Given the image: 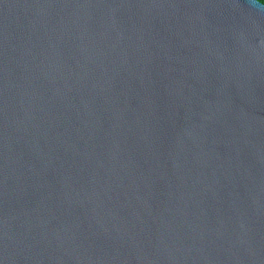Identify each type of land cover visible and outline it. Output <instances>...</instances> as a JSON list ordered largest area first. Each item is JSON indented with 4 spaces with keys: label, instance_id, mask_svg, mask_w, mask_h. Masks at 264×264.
<instances>
[{
    "label": "water",
    "instance_id": "95a60500",
    "mask_svg": "<svg viewBox=\"0 0 264 264\" xmlns=\"http://www.w3.org/2000/svg\"><path fill=\"white\" fill-rule=\"evenodd\" d=\"M0 264H264V2L0 0Z\"/></svg>",
    "mask_w": 264,
    "mask_h": 264
},
{
    "label": "trees",
    "instance_id": "16d2710c",
    "mask_svg": "<svg viewBox=\"0 0 264 264\" xmlns=\"http://www.w3.org/2000/svg\"><path fill=\"white\" fill-rule=\"evenodd\" d=\"M262 2H264V0H261Z\"/></svg>",
    "mask_w": 264,
    "mask_h": 264
}]
</instances>
